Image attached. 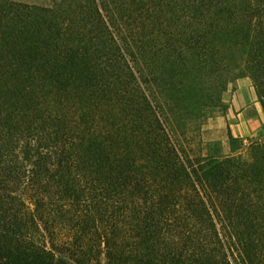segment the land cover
Segmentation results:
<instances>
[{"label":"trees","instance_id":"trees-1","mask_svg":"<svg viewBox=\"0 0 264 264\" xmlns=\"http://www.w3.org/2000/svg\"><path fill=\"white\" fill-rule=\"evenodd\" d=\"M144 2L127 0L119 13L102 16L94 8L108 54L84 66L75 55L39 57L18 47L31 18L40 21L47 11L0 0V264H100L101 243L110 249L114 238L119 245L106 264H141L139 245L150 231L124 223L147 207L155 262L230 264L254 255L252 246L264 251V135L250 140L245 156L242 144L236 156L206 153L194 162L179 155L153 66L157 38L180 42L179 24L187 21L197 33L187 49L201 63L217 58L224 40L249 50L244 70L264 109V0ZM148 31L155 43L147 42ZM67 86L84 94L80 115L67 94L58 101L63 112L54 106L56 87L62 95ZM228 139L237 142L230 133ZM45 207L59 212L70 237L55 240Z\"/></svg>","mask_w":264,"mask_h":264},{"label":"rangeland","instance_id":"rangeland-1","mask_svg":"<svg viewBox=\"0 0 264 264\" xmlns=\"http://www.w3.org/2000/svg\"><path fill=\"white\" fill-rule=\"evenodd\" d=\"M11 1L43 8L47 11L40 21L36 19L40 23L34 22L36 20L31 18L33 25L28 27L31 33L25 38L27 39L26 42L21 45L18 44V47L33 51L40 55L39 57L46 52L69 54L71 57L75 55L80 57L78 62L86 66L101 64L102 58L108 54L106 31H103L104 26L98 25V20L93 17L94 8L101 7L103 9V11L99 10L101 16L102 14L107 15L105 12L108 11L119 13V6L127 0ZM144 1L149 2V0ZM174 21L176 20L171 19L168 23ZM37 26H40V32H38ZM179 27L181 29V34L178 37L180 42L177 43L176 40L170 42L167 36L157 38L158 47L155 48V62L153 64L157 91L160 97L166 98L167 102L170 103L171 115L169 116L170 120L172 118L170 123L172 124V137L178 146L179 155L188 156L194 162H197L200 156L206 153L214 156L225 154L236 156L239 154L238 149L242 144L244 149L241 148V153L245 156V148L249 146L250 140L264 135V109L257 96L251 76L244 70L246 54L249 50L247 48L235 49L232 47V42L221 40L222 43L217 49L219 53L217 58L223 59L225 66H219L216 57L201 63L199 57L196 58L193 52L187 49L190 38L196 36L197 33L189 31L191 29L187 21L181 22ZM56 32L61 33V37L57 36ZM54 36L56 37L54 38ZM41 38L48 39L44 45L38 43ZM54 39L59 40L53 42ZM146 40L148 43H155V36L148 31ZM94 58L98 59L95 60ZM40 63L47 64L45 61ZM216 65L217 67H215ZM56 89L55 94H53V102L57 110H62L58 101L61 98L63 101L65 98L63 96L67 94L68 99L71 98V102L75 103L77 114L80 115L84 112L81 101L84 94L79 88L74 89L67 86L62 95L60 88L56 87ZM229 133L234 139H237L233 146L229 144ZM157 169L155 165V170ZM170 178L174 180L175 175H171ZM182 180L184 185L179 184L176 187L177 191L184 186L186 188L189 186L187 178L183 176L181 183ZM148 201L150 199L146 200V202ZM30 209L32 213L34 206H31ZM43 210L46 214H52L53 223L51 224L56 235L55 240L60 241L61 238L70 237L72 231L68 224L60 218L59 212L47 207ZM147 211L148 207L147 209L141 208L137 213L131 212L124 225L128 224L127 228L131 227L132 229V226L137 224L139 229L150 231L149 242H145L149 246L139 245V252H143L141 264H168L164 260L155 262L153 253L155 240L152 238L153 232H151L153 221L150 220L151 216L145 218L148 214ZM40 231L44 234L43 227H40ZM44 235L47 236L48 234L45 233ZM108 241L110 249L105 247L104 242L101 243L99 249L100 264H106V253L109 250L110 253L115 252L114 248L119 245L116 243L119 242V238ZM98 242L96 240L97 244ZM182 243H185L184 240L179 242L180 246ZM112 244L114 247L111 246ZM179 244H176L174 248ZM156 247L167 249L166 244ZM249 251L254 252V255L243 260L231 261L230 264H264V251L262 252L261 247L252 246ZM215 261L216 264H221L218 258L211 263L215 264ZM133 263V260L127 258L120 264Z\"/></svg>","mask_w":264,"mask_h":264}]
</instances>
